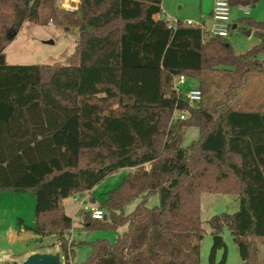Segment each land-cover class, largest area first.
I'll return each mask as SVG.
<instances>
[{
  "label": "trees",
  "instance_id": "16d2710c",
  "mask_svg": "<svg viewBox=\"0 0 264 264\" xmlns=\"http://www.w3.org/2000/svg\"><path fill=\"white\" fill-rule=\"evenodd\" d=\"M258 1L229 3L247 7ZM161 2L79 0L69 12L53 0H0V190L33 194L34 225L25 230L58 235L66 264L63 234L72 219L64 200L84 197L119 169L132 170L98 202L106 219L85 214L83 228L124 230L112 243L88 242L91 253L80 264H200V194H233L237 211L208 221L209 264L226 262L224 227L242 264H260L264 111L227 103L207 110L202 100L190 107L171 81L178 75L200 79L207 72H219L233 83H245L254 72L264 76V60L259 59L264 19L240 21L259 42L235 54L226 38L202 42L200 28L181 20L175 29L168 28ZM24 22L76 29L67 63L6 64L4 49ZM176 109L188 116L171 120ZM189 126L198 127L199 137L183 148L181 138ZM153 194L158 204L147 207ZM138 198L125 214L124 206Z\"/></svg>",
  "mask_w": 264,
  "mask_h": 264
},
{
  "label": "rangeland",
  "instance_id": "374dc122",
  "mask_svg": "<svg viewBox=\"0 0 264 264\" xmlns=\"http://www.w3.org/2000/svg\"><path fill=\"white\" fill-rule=\"evenodd\" d=\"M53 2L55 7L59 8V0ZM161 4L162 14L166 20H191L195 23H201L203 20L206 26L210 25L209 12L212 0H162ZM230 19L237 28L231 29L226 39L235 54L246 53L259 42V39L252 29L240 21L242 19L262 21L264 0L247 7L231 6ZM245 27L246 29H242ZM247 31H251L249 35L246 34ZM76 38V29L64 31L60 26L50 22L48 24L24 22L14 39L4 49L5 63L65 64L74 52ZM259 59L264 60V54L260 55ZM201 77L200 79L186 77V83L180 87L183 90L191 86L198 87L202 92L201 103L207 110L227 103L234 109L264 111V76L261 74L256 72L249 74L245 83H233L219 72H207ZM184 115L187 117L188 113L185 112ZM198 137V127H187L181 138V147H188ZM130 170L132 169H119L97 184L92 192L96 202L104 200L107 192L118 186ZM80 201L75 199V196L69 197L64 208L65 213L72 219L71 228L63 234L71 264H80L89 257L91 247L88 242L106 239L112 243L116 233L120 234L124 230L120 228L115 232L111 229H84L83 220L86 213ZM139 201L140 198L127 203L123 208L124 213H130ZM158 201V195L153 194L147 198L146 206L153 207ZM199 201L201 225L204 230L200 243V264H209L212 231L208 221L215 215L234 213L239 207V202L237 196L233 194L207 192L200 194ZM86 203L90 202L87 200ZM94 205L98 206L97 203ZM34 207L35 197L30 191L0 190V264H20L34 252H59L62 258L58 235L38 236L25 230V226L34 225ZM222 237L227 248L225 264H242L238 247L227 227L223 228ZM257 245L261 261L264 245L261 243ZM221 257L222 252L219 251L216 261L219 262Z\"/></svg>",
  "mask_w": 264,
  "mask_h": 264
},
{
  "label": "built area",
  "instance_id": "2783aa9c",
  "mask_svg": "<svg viewBox=\"0 0 264 264\" xmlns=\"http://www.w3.org/2000/svg\"><path fill=\"white\" fill-rule=\"evenodd\" d=\"M60 9L66 11H74L78 4L72 3L69 0H59L58 4ZM230 8L231 5L229 0H213L212 10H211V22L209 26H206L203 22L195 23L191 20H181V24L184 26H192L200 28L202 33V42H205L214 37L226 38L229 35V31L232 29L233 22L230 19ZM168 28L175 29L178 20H166ZM186 83L185 75L173 76L171 85L172 89L176 94L181 95L188 106L193 107L202 100V92L196 86L188 87L186 90L181 89V85ZM184 110H174L171 116V120L185 119ZM75 199L81 200V205L83 206L84 212L92 219H105V212L94 204H87L83 198L77 197ZM61 264H66L63 261L62 256ZM69 264H71L69 260Z\"/></svg>",
  "mask_w": 264,
  "mask_h": 264
},
{
  "label": "water",
  "instance_id": "95a60500",
  "mask_svg": "<svg viewBox=\"0 0 264 264\" xmlns=\"http://www.w3.org/2000/svg\"><path fill=\"white\" fill-rule=\"evenodd\" d=\"M72 3L78 4L79 0H69ZM236 28V24L232 25V29ZM251 31H247L249 35ZM127 104L133 106V101H126ZM105 163L104 165H106ZM107 216H105L106 219ZM20 264H61V256L59 252H34L29 254Z\"/></svg>",
  "mask_w": 264,
  "mask_h": 264
},
{
  "label": "crops",
  "instance_id": "0c3cea01",
  "mask_svg": "<svg viewBox=\"0 0 264 264\" xmlns=\"http://www.w3.org/2000/svg\"><path fill=\"white\" fill-rule=\"evenodd\" d=\"M212 4H213V0H212ZM212 4H211V9H210V12H209V18H210V20H211V17H210V15H211V10H212ZM161 5H163V4H161ZM161 9H162V6H161ZM162 11H163V9H162ZM201 22H203L204 23V21L202 20ZM95 188V187H94ZM93 188V189H94ZM93 189H91L84 197H82L85 201H90L91 200V198H94L93 197V195H92V192H93ZM78 196H75V198H77ZM87 199V200H86ZM95 199V198H94ZM66 200H68V199H66ZM66 200H64V202H63V205H64V208H65V203H66ZM95 203H97L98 204V202H95ZM95 203H93V204H95ZM45 235H47V234H45ZM38 236H40V235H38ZM54 236V235H53ZM257 256H258V260H259V262H260V264H264V251L263 252H261V261H260V258H259V247H258V245H257ZM263 258V259H262Z\"/></svg>",
  "mask_w": 264,
  "mask_h": 264
}]
</instances>
